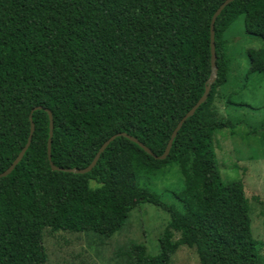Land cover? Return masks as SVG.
Masks as SVG:
<instances>
[{
  "label": "trees",
  "instance_id": "obj_1",
  "mask_svg": "<svg viewBox=\"0 0 264 264\" xmlns=\"http://www.w3.org/2000/svg\"><path fill=\"white\" fill-rule=\"evenodd\" d=\"M226 0H0V264H48L46 235L119 233L140 205L166 209L160 255L131 248L133 264H172L181 248L199 264H264L253 238L245 186L224 183L217 132L232 59L225 35L240 16L264 44V0H237L215 23L218 79L165 160L117 138L86 175L55 172L52 162L85 169L113 136L127 134L164 155L179 122L203 97L211 76V24ZM250 74L264 75V45L248 53ZM43 110L33 111L36 108ZM34 112V113H32ZM177 166L181 207L139 185L142 175ZM92 184L94 186H92Z\"/></svg>",
  "mask_w": 264,
  "mask_h": 264
},
{
  "label": "rangeland",
  "instance_id": "obj_2",
  "mask_svg": "<svg viewBox=\"0 0 264 264\" xmlns=\"http://www.w3.org/2000/svg\"><path fill=\"white\" fill-rule=\"evenodd\" d=\"M225 40L232 63L218 112L236 128L233 134L216 133V154L222 181H241L245 186L253 238L264 251V75L249 73L248 55L264 44L260 38L247 35L244 16L230 27ZM139 185L156 191L167 206L181 209L175 198L185 186L179 167L163 169L154 176L142 175ZM167 211L150 204L140 205L122 230L109 240L93 233L46 235L48 264H133L134 245H145L148 255L158 256L159 238L171 220ZM172 264H199V260L194 251L181 248Z\"/></svg>",
  "mask_w": 264,
  "mask_h": 264
},
{
  "label": "water",
  "instance_id": "obj_3",
  "mask_svg": "<svg viewBox=\"0 0 264 264\" xmlns=\"http://www.w3.org/2000/svg\"><path fill=\"white\" fill-rule=\"evenodd\" d=\"M235 1H237V0H226L220 6V8L217 10V12L215 13V15L212 19V24H211V68H212V71H211V76H210V78L206 84L205 94L199 100V102L196 104V106L179 122L177 128L175 129V131L172 134V137L168 143V146H167L166 151H165L163 156H161V157L155 156L152 153V151L149 148H147L146 146H144L139 140H137L136 138H133L127 134L121 133V134L115 135L112 138H110L102 146V148L100 149V151L96 155V157L93 160V162L91 163V165L88 166L87 168H85V169H60V168H57L54 165V163L52 162V142H53V137H54V118H53V114L49 110H46V112L49 115V120H50V132H49V141H48V159H49L50 166H51L52 170L55 172H65V173H71V174H76V175H86V174L90 173L97 166L102 154L107 150V148L110 146V144L113 143L117 138H121V137L130 140L134 144H137L141 149H143L150 156H153L154 158H156L158 160H165L171 152L174 140L176 139L178 133L180 132V130L182 129V127L184 126L186 121L189 118L193 117L194 114L196 113V111L208 100L212 86L216 83V81L218 79L219 69L217 66V55H216V45H215V23H216L217 19L219 18V16L222 14V12L225 10V8L228 7L230 4H232ZM38 110H43V108L39 107L33 111H38ZM32 113H34V112H32ZM30 121H31V134H30V137L28 140V144L22 150V152L19 154V156L16 158V160L11 165V167L6 172H4L3 174H0V179L10 176L12 174V172L15 170V168L21 163L26 152L29 150L31 143H32V140H33L34 133L36 131L32 116L30 117Z\"/></svg>",
  "mask_w": 264,
  "mask_h": 264
}]
</instances>
